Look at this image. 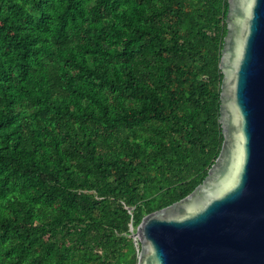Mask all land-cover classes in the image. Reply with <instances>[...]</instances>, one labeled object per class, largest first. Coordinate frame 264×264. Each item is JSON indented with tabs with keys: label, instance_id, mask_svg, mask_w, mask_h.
<instances>
[{
	"label": "trees",
	"instance_id": "16d2710c",
	"mask_svg": "<svg viewBox=\"0 0 264 264\" xmlns=\"http://www.w3.org/2000/svg\"><path fill=\"white\" fill-rule=\"evenodd\" d=\"M227 9L0 0V264H136L220 151Z\"/></svg>",
	"mask_w": 264,
	"mask_h": 264
},
{
	"label": "water",
	"instance_id": "95a60500",
	"mask_svg": "<svg viewBox=\"0 0 264 264\" xmlns=\"http://www.w3.org/2000/svg\"><path fill=\"white\" fill-rule=\"evenodd\" d=\"M225 20L220 151L188 195L130 225L136 264H264V0H228Z\"/></svg>",
	"mask_w": 264,
	"mask_h": 264
},
{
	"label": "built area",
	"instance_id": "2783aa9c",
	"mask_svg": "<svg viewBox=\"0 0 264 264\" xmlns=\"http://www.w3.org/2000/svg\"><path fill=\"white\" fill-rule=\"evenodd\" d=\"M133 239H135V237H132ZM137 254H138V251L136 250V256H137Z\"/></svg>",
	"mask_w": 264,
	"mask_h": 264
}]
</instances>
